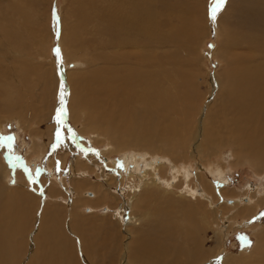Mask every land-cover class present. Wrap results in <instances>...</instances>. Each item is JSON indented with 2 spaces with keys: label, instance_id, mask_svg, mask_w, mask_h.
I'll return each instance as SVG.
<instances>
[{
  "label": "bare ground",
  "instance_id": "obj_1",
  "mask_svg": "<svg viewBox=\"0 0 264 264\" xmlns=\"http://www.w3.org/2000/svg\"><path fill=\"white\" fill-rule=\"evenodd\" d=\"M170 1L174 0H73L75 8L71 13L75 20L70 24L64 23L63 30L69 31L68 49L84 57L82 60L72 61L76 66L72 73L80 74L84 66L93 65L92 59L86 53L85 43L80 39L77 31L78 28H87L86 23L89 21H95L91 24L94 27L96 22L101 26L98 35L104 52L110 49V43L115 44L114 48L111 46L115 56L106 57L103 60L98 77L83 82L73 91L74 96L72 94L70 106L64 109L63 118L64 121L67 116L73 118L74 115H70L69 110L70 108L72 110L74 104L78 106L77 108L91 109L90 115L83 112L80 119H83V122L88 121L91 127L99 128L102 133L108 135V138L114 134L116 138L111 141V144L116 147L133 144L123 140V137L128 135L138 139L137 144L147 140L154 145L147 135L155 134L157 140L163 142L162 147L166 155L169 154L168 151H171L174 158L178 157L175 159L176 167L165 159L166 156L156 158L139 150H136L133 156L125 155L123 166L129 169L127 171L129 183H127L130 193L127 198L131 199L132 206L126 226H122L119 221H112L113 224L114 222L117 224L119 233L121 229L123 231V235L121 234L119 238L120 242L117 241L118 245L112 238L97 243L92 238L95 235H89L91 233H87L88 230L82 231L80 224L82 222L77 217L79 207H84L85 204L90 206L91 214H89L94 215L99 207L108 203L114 209L119 208L122 211L121 217H124L125 207L119 206L121 197L111 190L119 178L117 175L111 177L109 174V177L106 175L107 178L102 183H93L88 178L82 179L78 176L77 170L81 163L76 160L75 166L71 165V178L57 182L55 178L57 174L51 175V172L57 171L54 165L56 162H54L49 165L51 171L46 172L47 177H41L46 184L50 181V188L46 189L50 198L49 202L43 205L39 214L33 213L31 216V211H35L33 208L12 200L17 195L23 197L25 193L18 191L20 190L17 189L19 182L16 180L17 184L8 188L3 185L2 179L4 180L5 177L2 175L4 170L3 163L0 161V264H264V224L257 223V227L252 229L256 231L257 246L254 254L251 257L247 256L248 259L244 255L239 256L240 258H224L221 256L223 255L222 246L219 243L214 247H207L206 233L210 229V219H216L219 211L212 210L210 206L214 204V200L209 197L204 198V195L205 193L213 195L214 191L204 173H198L204 192L200 194L198 185L189 182L192 177L189 167L185 164L180 165L181 158L177 154V149L181 148L177 145L185 148L189 134L193 137L191 147L195 157L200 158L199 156L215 153L216 133L219 135L222 128H227L231 130L230 134L235 138L233 139L238 147L235 153L237 163H249L258 172L264 170V164L261 163L264 159V0H227L222 5L225 10L216 18L215 26L223 45L215 51L220 52L219 61L227 66L225 70V66L223 67L221 74L213 77V84H215V93L218 92L219 101H217L222 105L221 108L227 106L226 109L224 107L225 110L223 109L227 116H219L215 111L212 115V111L209 114L207 109H202L200 118L195 117L193 120L195 124H189L194 125L192 130L189 129L191 133L181 122L183 119L177 115L174 116L182 104L186 105L191 101L186 94L187 84L185 85L186 82L182 80L174 83L165 67L171 61L167 59L166 53L170 56L173 54L172 51H167V47L181 48L184 43H192L196 36L192 27L198 25L199 17L191 8L184 10L177 3L170 4ZM235 1L240 2L234 6ZM4 3V0H0V15L2 17L9 14L11 20L0 19L7 22L6 27L0 22V85L13 88L19 79L15 77L14 83L11 82L10 85L7 84L8 82L5 83L4 78L10 76L6 74L5 66L18 62L22 68L17 73L15 69L12 76H30L33 69L27 62H34L37 57L41 58L42 62H47L44 51L38 52L37 57L31 54L32 42L29 41L28 35L30 33L33 36L35 26H38L36 29L39 28L41 32L42 30L45 32V25L42 24L44 20L33 19L27 21L29 27L22 25V32L18 21L19 19L27 20V10L20 7L8 10L4 7ZM236 9L239 19L237 14L234 15ZM6 11L7 13L4 14ZM182 12L184 14H181ZM230 22L234 25L237 22V26L244 29L240 32L235 27L234 30L228 25ZM222 24L229 27L224 28ZM139 37L146 42L139 45ZM203 39H206V34ZM234 50L243 52L244 63L241 70L234 69L237 66L234 56H231ZM187 52L196 54L193 47L188 48ZM207 55L205 51L202 57L205 58ZM179 62L181 63V60ZM174 75L176 76L175 73ZM77 79L81 80L79 77ZM224 82L227 84V89L226 93L221 94ZM181 86L185 87L182 89L184 88L186 93L181 91ZM14 92L12 91L11 94ZM211 101L214 102L216 99ZM179 122L183 126L179 138L177 140L168 138ZM165 126L167 129L163 128ZM93 134L92 139L99 142L101 134ZM142 136L143 138L140 139ZM4 144L0 138V148ZM38 144H35L38 149L42 147L44 150L47 146L45 143ZM6 148L4 150H7ZM41 158L45 157L41 156ZM64 160L65 158L61 160L62 165ZM142 162L145 168L137 174L135 170H138ZM114 164L118 165V163ZM219 165L222 164L219 162ZM206 167L211 172V176L218 178L225 176L222 171L225 170L224 166L221 170H218L215 165H206ZM97 168L98 166L95 168L96 171ZM95 170L93 172H96ZM168 170L169 173L171 172L172 181L171 178L162 180V177H166ZM85 186L92 188L95 193L83 192V195L91 198L85 199L86 202L84 201L83 204L76 203V200L72 210L66 212L68 219L60 217L57 207L53 205L57 203L55 200L59 197L64 198V195L66 198H72L76 194L81 197L83 189H87ZM177 188L180 189L179 194L175 192ZM260 190L248 186L243 190L246 191L248 198L250 197L248 204L241 203L239 198L231 206L222 207L224 213H230V210L237 212L236 215L229 217L233 227L240 219L248 223L250 217L255 214L256 207L263 205L264 199L257 198L258 194L261 195ZM222 191L225 194L233 192L229 189ZM233 193L235 196L239 194ZM172 202L175 205L179 202L184 204L179 208L171 205ZM31 203L33 204V201ZM178 210L182 212V217L177 214ZM199 212L205 215L201 216ZM101 216L108 217V214L104 213ZM238 224L240 228L243 227L241 222ZM110 227L113 226L110 225ZM113 236L115 235L111 233V237ZM215 254H218L216 258H214Z\"/></svg>",
  "mask_w": 264,
  "mask_h": 264
},
{
  "label": "rangeland",
  "instance_id": "obj_2",
  "mask_svg": "<svg viewBox=\"0 0 264 264\" xmlns=\"http://www.w3.org/2000/svg\"><path fill=\"white\" fill-rule=\"evenodd\" d=\"M226 1L227 0H223L222 3L220 2V0L170 1V4L177 3V5L184 10L186 8H191L192 11L194 10L199 17L197 19L198 25H195L194 23L196 28L195 26L192 27V31H194L196 35L192 43H184L183 47L181 48L179 46L172 48L168 46L167 51H172L173 54L172 56H170L166 53L167 59L171 61L165 67V70L168 72L171 80L174 83L178 80H182L183 82H186H184L185 85H188H184L186 87L187 93L183 90L185 88L184 86H181V91L188 94L191 101L186 105L182 104V106L179 107L178 111H176V114L174 115H177L184 120H182L181 122L185 125V127H187L186 129L188 130H192V127H194V125H190L192 123L195 124L193 122L195 117H197V119L200 118L202 109H207L209 114L211 111H215L219 116H227V113L224 114V110L227 108V106L225 105L226 103L224 104L225 109L224 107L221 108L222 105H220V102L218 103V92L215 93V84H213V77L221 74L223 71V67L225 66V70L227 66L225 63L219 61L221 58L220 52L215 51L216 49H220V47L223 45L222 41H220L218 37L215 22L216 18L221 16V14L224 12L225 9H223L224 7H222V5ZM4 2V7H7L8 10L16 7L24 8L27 10V20L19 19L18 21L21 25L20 26L18 24L22 32V25L24 27H29L27 21H31L33 19L36 20L37 18L44 20L42 24L45 25V32L43 30L41 32L39 28L36 29V27L38 26H35L33 36L30 33H28V35L30 36L29 41L32 42V46L30 47L31 54L37 57L38 52L44 51V55L45 57H47L46 61L48 63L42 62L41 58L38 59V57V61L35 60L34 62H27L28 65L33 69V73L30 74V76H12L14 74L13 72H15V69L17 73V71H20L19 69L22 68V65H20V63L18 62H12V65L10 64L8 65V67L5 66V70L7 71L6 74L10 75L8 76V78H4L5 83L8 82L7 84L9 85L12 84L11 82L14 83L15 77H17L19 80L14 84L13 88L11 86L0 85V138L5 143L0 148V161L3 163L4 170L2 175L5 177L4 180L2 179V182L4 183L3 185L8 188L16 185V180L19 182L17 189H20L18 191L25 192L24 195L26 196L23 195V197H20V195H17L16 197H13L12 200H14V202L18 201V203L22 205L25 203V205H29L31 209L33 208L36 212L31 211L32 216L33 213H35L36 215L39 214L40 210L42 211L43 209V205L49 202L50 198L48 193L46 192V189H48V187L50 188V181L46 184L41 177H47L46 172L51 171V167L49 165H52V163L54 164V162H56V164L54 165L56 166L57 171L55 173L51 172V175L54 176L57 174V177H55L57 182H60L63 179L66 180V178L70 177L71 165L75 166V163L77 161L80 162L81 165H83L81 166L79 164L80 166L77 168L78 176L82 179L88 178L93 183H102V181H105L107 177L117 175V177L119 178L116 180V183L115 185H113V188L111 190L121 197V199L119 200V206L122 208L125 207L123 209L124 219L120 214L122 211L119 210V208L114 209L110 207L109 203L99 207L94 215H90V206L85 204L84 207H79L77 217L80 219V222H82L80 223L81 228H83L82 231L86 232V230H88L87 233H91L89 235H95V237L92 238L97 243L98 241L99 243H101L107 238L108 240H111L110 238H112L115 244H118L117 241L119 240V238H121L120 235H123V231L121 229L119 233L117 224L115 222L113 224L112 221H119L120 223H122V226H126L128 217L131 212L130 207L132 206V204H130L131 199L127 198L129 197L130 193L128 189L129 179L127 176V171L129 169L127 170L123 166L125 157L127 155H134V153H136L135 151L139 150L150 154V156L154 155L153 157L156 158H164L166 156L165 159L174 167H176L175 159H177L178 157L174 158V155H171V151L167 152L170 155H166L165 149H163L162 147L163 142L158 141L155 134H151V136L147 135V138L150 137V141L153 142L154 145L148 143L147 140L137 144L136 140L138 139H134V136L132 135L123 137V140L133 143L128 144L130 145V147H126L128 145H124L122 147H116V145H112L111 141H114V139L116 138L115 135L113 134L110 136V138H108V135L102 133L101 130L96 126L91 127L88 124V121L83 122L84 120L80 119L81 114L85 112L90 115L91 109L85 110L77 108L78 106H76V104L73 105L72 110L71 108L69 110L70 115H74L73 118L67 116L65 121L63 118L62 124L58 125L57 122H55L56 113L61 108L66 110L70 106L71 96L73 94V91L76 90L77 87L81 86L83 82L92 80L93 78L99 76V69H101L103 60L106 57L111 58L115 56V51L113 49L115 44L113 42L110 43L113 48L110 46V49L108 51L104 52L102 50V43L100 42L98 35L101 26L98 22H96L95 27L91 25L92 22L95 21H89L86 23L87 28H78L77 31L79 33L80 39L85 43V47L87 49L86 53H88L90 59H92L93 65L90 67L88 65L84 66V69L79 72L80 74L76 73L75 75L74 73H72V70L75 69L76 66L74 65V63H72V61L82 60L84 56L79 54L78 52H73L72 50L68 49L67 43L69 31L63 30L64 23L70 24L73 20H75V17H73L71 13L75 8V6H73V0H4ZM239 2L240 1L233 2L234 6L238 5ZM213 8H217L214 18ZM54 9L59 17L58 24L54 21L53 18ZM6 13L7 11L4 12V14ZM181 14L184 13L182 12ZM235 14H237V9L234 12V15ZM238 16L239 15L237 14V17ZM1 18H7L8 21L11 20V16L9 14L3 15L2 17L0 15V19ZM239 18L240 17H238V19ZM0 22L6 27L7 22ZM235 24L236 25L230 22V24L228 25L234 28V30L235 27L236 29L238 28V31L240 32L244 29L238 27L237 22H235ZM228 25L222 24L224 28ZM37 30H39L40 32ZM204 34H206L205 40L203 39ZM144 41L146 42L145 39H141L140 37L138 38L139 45H142ZM57 47L61 51L62 62L61 60H57L54 55L53 50ZM190 47H193L194 50H196L195 55L187 52L188 48ZM205 51L208 53V55L204 58L202 56H204ZM214 53H216L217 55L215 56ZM232 55L234 56V62L237 63V66L234 65V69H243V52L234 50L231 56ZM179 60H181L182 64L179 62ZM83 63L85 64V62ZM221 64L224 65L222 66ZM13 66L18 68H14ZM10 69L12 70L10 71ZM174 73L176 74V76L174 75ZM77 77H79L81 80L77 79ZM46 81L48 83H46ZM182 81L181 83H183ZM5 83L3 82V84ZM182 87L184 88L182 89ZM60 88L63 90H61ZM223 88L224 89L221 90V94L226 93L227 84L225 82L223 84ZM12 91H15L14 94H11ZM214 98L216 99V101L212 102L211 100H213ZM61 100H63V104H61ZM209 102L210 105L212 104V108L210 107ZM215 102L217 103L215 104ZM67 112L68 111H66V113ZM215 112H213L212 115L215 114ZM98 124L100 123L98 122ZM180 124L181 123L179 122L176 126H174L176 132L174 130L173 134L169 135L168 138L174 140H177L179 138V134L183 127ZM163 128L167 129L166 126ZM226 129L222 128V131H219V135L216 133V139H214V143L216 144L214 145L215 153L199 156L200 158L195 157L194 154H192L193 150L191 147V145L193 144V137L191 134H189L185 148H183L181 145H177V147H181L177 149V154L181 158H179L180 165L185 164L189 167V171L192 174L189 182L191 184L198 185L200 194H203L204 192L200 185L201 181L198 178V173H204V176L209 181V184H211V188H213L212 190L214 191L212 193L213 195L209 194V196L206 193L204 195V198L209 197L210 199L214 200V204L210 206L212 210L217 209L219 211L216 219H210V229L206 233L207 247H214L219 243L222 246L223 255L221 256L226 259L240 258L242 255H244L245 257H251L254 254V250L257 246L256 231L252 229L257 227L258 224H264V202H262L263 205H260L261 207L259 205L256 207L255 214L250 217L248 223L245 220L240 219L238 220V222H235L236 225H234V227L232 226L233 222L231 219L229 220V217L231 218L232 215H236L237 212L235 210H230V213H224L222 211V207L231 206L239 198L241 203L244 202V204H248L250 202V197L248 198V195L245 194L246 191H243L248 186H253V188L255 189L259 188V190L262 188L260 190V194L263 197L258 194L257 198L264 199V170H262V172H258L249 163H237V157L235 156V153L237 152L236 149H238V147L235 144V138L230 134L231 130L227 129V131ZM57 131L61 133L62 142L58 141L56 138ZM93 133L101 134L99 142H96L94 139H92V137L94 138ZM142 138L143 136L140 139ZM36 143L47 144L44 149L45 151L42 147L38 149V146L36 147L35 145ZM113 147L114 149H112ZM5 148L7 150H4ZM203 149H205V146H203ZM41 156H44L45 158H41ZM63 158H65V164L63 163L62 165L61 160ZM150 159L148 161H150ZM57 161H60L61 163ZM73 161H75L74 164ZM219 162L222 165H219ZM114 163H118L119 166ZM204 163H207L206 165H215L218 170H221L224 166L225 170L222 171H224L225 176L223 178L211 176V172ZM261 163L264 164V159L261 161ZM94 164L98 166L97 171L95 170L96 166H94ZM144 166L145 164L142 162L139 167L141 169L138 168V170L136 169L135 172H137V174L138 172L140 173V171L144 170ZM93 170H95L96 172H93ZM168 173L169 170L167 174H165L166 177H162V180L171 178L170 180L172 181L171 172L169 174ZM81 174L82 176H80ZM162 175H164V173ZM70 180L68 182L69 187L71 186ZM23 184L26 186H24ZM85 188L87 189H83L81 197L77 196L76 194L72 198H66V195H64V198L59 197L57 198L58 200H55V202L57 201V203L52 202L53 205L57 207L56 209L58 210L57 212L60 217L68 219V215L66 214V212L72 210L73 203L76 200V203L83 204L86 202L85 199L91 198L83 195V192L95 193V191L89 186H85ZM223 189H229V191H233L236 194H239L238 196H235L233 192L225 194V192L222 191ZM237 190L242 192L240 193ZM179 191V188L175 189V192L178 194ZM32 201L33 204L31 203ZM203 201L209 202L205 199H203ZM170 204L181 208L184 203L179 202L175 205L172 202ZM37 211L39 212L37 213ZM104 213H107L108 217L101 216ZM177 214L182 217L181 211L178 210ZM186 214H188V212H186ZM200 214L201 216L205 215L202 213ZM256 214L257 216L255 217ZM110 215L112 218L109 217ZM240 222L243 225L242 228H240L238 224ZM110 225H112L113 227L111 228ZM148 229L149 228H147V230ZM149 231L150 230H148V232ZM111 233H113L115 236L111 237ZM249 241L251 242L250 246ZM118 242H120V240ZM217 255L215 254L214 258H216Z\"/></svg>",
  "mask_w": 264,
  "mask_h": 264
},
{
  "label": "snow or ice",
  "instance_id": "obj_3",
  "mask_svg": "<svg viewBox=\"0 0 264 264\" xmlns=\"http://www.w3.org/2000/svg\"><path fill=\"white\" fill-rule=\"evenodd\" d=\"M220 2L222 3L223 0H220ZM218 8V5H217ZM217 8H213V18L215 17V13L217 11ZM53 18L54 21L58 24L59 22V17L58 14L55 12V9L53 10ZM211 47V46H210ZM55 57L57 58V60H61V51L60 49L57 47L53 50ZM62 62V60H61ZM61 104H63V100H61ZM65 115V111L63 108H61L57 113H56V122L58 125L62 124L63 122V116ZM56 138L58 141L62 142V137H61V133L59 131L56 132ZM251 245V242L249 241V246Z\"/></svg>",
  "mask_w": 264,
  "mask_h": 264
}]
</instances>
